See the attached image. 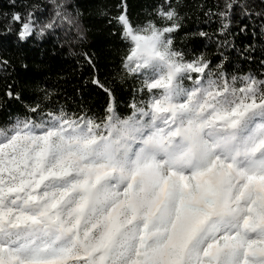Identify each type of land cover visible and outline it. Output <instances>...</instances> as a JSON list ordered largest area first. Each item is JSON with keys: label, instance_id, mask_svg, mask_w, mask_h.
Masks as SVG:
<instances>
[{"label": "clouds", "instance_id": "obj_1", "mask_svg": "<svg viewBox=\"0 0 264 264\" xmlns=\"http://www.w3.org/2000/svg\"><path fill=\"white\" fill-rule=\"evenodd\" d=\"M149 22L152 52L126 61L128 40L117 66L134 94L125 107L113 96L100 114L76 111L45 93L35 113L12 118L27 183L4 201L5 264H209L217 232H235L237 247L264 240V87L230 74L226 59L181 50L175 10ZM217 204L227 215L209 219Z\"/></svg>", "mask_w": 264, "mask_h": 264}, {"label": "trees", "instance_id": "obj_2", "mask_svg": "<svg viewBox=\"0 0 264 264\" xmlns=\"http://www.w3.org/2000/svg\"><path fill=\"white\" fill-rule=\"evenodd\" d=\"M119 5H126L134 27L156 18L158 8H171L182 17L175 33L181 50L190 56L206 53L213 65L226 59L230 74L243 76L250 69L264 76V0H0V125L12 123L25 113V105L45 93L53 94L54 105L97 114L113 96L118 109L134 98L131 88L117 80V66L129 44L115 21ZM226 11L224 18L220 14ZM13 13L25 19L33 14L35 31L24 41ZM49 23L54 26L40 34ZM94 78L111 96L93 84ZM9 90L20 99L9 98Z\"/></svg>", "mask_w": 264, "mask_h": 264}, {"label": "snow or ice", "instance_id": "obj_3", "mask_svg": "<svg viewBox=\"0 0 264 264\" xmlns=\"http://www.w3.org/2000/svg\"><path fill=\"white\" fill-rule=\"evenodd\" d=\"M227 7L231 8V5H228ZM118 8H120V14L115 17V21L121 27V38L136 42V47L131 49L126 57V61L131 60L134 55L141 56L150 54L154 48L155 42L159 39V33L157 30L150 22L143 27H134L127 15L126 5H119ZM157 14L171 19L174 15V10L171 8L165 10L161 7L157 9ZM220 15L226 18L228 12H223ZM57 16H61V13L57 12ZM12 21L21 25V29L18 33V37L21 41H24L35 31L36 22L32 13H29L27 19L22 17L20 13H13ZM53 26V24L49 23L45 29L52 28ZM224 28H227V25H225ZM44 30H42L40 34H43ZM174 30L175 25L169 26L165 29V31L169 33ZM243 30L244 29H241V31ZM207 35L208 34L204 32L200 33V36L202 37H206ZM87 62L92 64L90 57H87ZM3 63L6 65L7 61H4ZM125 66H127V64H125ZM188 67L197 73L202 71V69L197 67L194 62H190ZM239 80L241 82L250 81V87L252 88H255L258 85L264 87V83L253 80L249 76H241ZM92 82L111 96L110 89L107 88L98 78H94ZM233 83H235V80ZM7 95L9 98L20 99L19 94H16L13 97V93L10 90L7 92ZM38 107V105H25V108L32 113H35L38 110ZM135 115L136 114L133 113V119L135 118ZM30 123L31 122L29 121H25V126ZM9 125L10 126L8 127L0 128V232H3L5 226L9 224L8 218L5 216L6 209L4 208L6 194L7 196H12L13 194L23 192L27 183L24 179L26 175V164L18 153L20 143L25 137L22 132L18 131L20 128V121L12 122ZM257 183L260 188L264 190V178H257ZM228 211L229 210L226 206L217 204L211 209L209 219L212 217H223L227 215ZM17 219H19V214H17ZM236 240L237 235L235 232H217L216 237L205 251L207 257L214 258L210 259L209 264H221V261L226 258L229 250H233L232 264H251L252 261H255L256 264H264V240L258 239L240 247L236 246ZM0 264H5V259L2 253H0ZM24 264H36V262L26 261ZM48 264H54V262L50 261Z\"/></svg>", "mask_w": 264, "mask_h": 264}, {"label": "rangeland", "instance_id": "obj_4", "mask_svg": "<svg viewBox=\"0 0 264 264\" xmlns=\"http://www.w3.org/2000/svg\"><path fill=\"white\" fill-rule=\"evenodd\" d=\"M63 1V0H62Z\"/></svg>", "mask_w": 264, "mask_h": 264}]
</instances>
